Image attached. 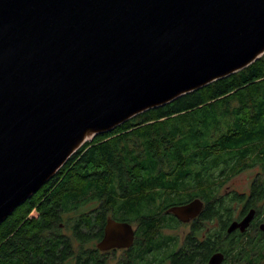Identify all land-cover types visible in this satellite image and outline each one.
I'll return each instance as SVG.
<instances>
[{"label": "water", "instance_id": "1", "mask_svg": "<svg viewBox=\"0 0 264 264\" xmlns=\"http://www.w3.org/2000/svg\"><path fill=\"white\" fill-rule=\"evenodd\" d=\"M263 56L264 0H0V224L94 137ZM134 233L108 217L96 247L129 249Z\"/></svg>", "mask_w": 264, "mask_h": 264}, {"label": "trees", "instance_id": "2", "mask_svg": "<svg viewBox=\"0 0 264 264\" xmlns=\"http://www.w3.org/2000/svg\"><path fill=\"white\" fill-rule=\"evenodd\" d=\"M246 159L261 166L257 200L263 206L264 56L228 78L85 143L0 224V264H33L35 259L56 264L67 258L74 264H105L96 251L84 249L82 254L81 248L73 250V243L83 245L94 235L97 238L109 214L120 222L138 224L139 253L133 264H143L150 254L156 260L160 248L170 241L160 229L176 225L165 211L194 198L205 201L207 219L218 226L213 233L226 242L200 246L189 236L185 253L174 264H192L217 251L225 256L223 264H264L262 235L250 245L222 233L234 214L230 202L237 198L218 196L217 180L225 172L233 176ZM212 170L219 171L217 177ZM32 211L38 219L29 217ZM62 212L78 216L73 238L51 233Z\"/></svg>", "mask_w": 264, "mask_h": 264}, {"label": "flooded vegetation", "instance_id": "3", "mask_svg": "<svg viewBox=\"0 0 264 264\" xmlns=\"http://www.w3.org/2000/svg\"><path fill=\"white\" fill-rule=\"evenodd\" d=\"M249 159H246L243 161L244 167H246V163L248 162ZM254 164H259L258 162H254ZM253 164V165H254ZM249 166V165H248ZM243 167V168H244ZM242 169V167L240 169H238V171H240ZM236 172V170H235ZM238 174V173H237ZM236 173L234 175H237ZM233 175V176H234ZM259 178H260V173L258 175H256L254 178L252 177V179L249 180V183L247 184V189L244 191H239L236 189H232L231 193H226L224 194L222 197H226V199H235L237 198V201H231L230 202V209L234 211V214L231 216V218L229 219L228 224L225 226L224 228V233L225 236H233L234 240L240 242L241 244H255V238L257 235H262L264 237V203L263 206H261V202L259 201V199L257 200V195H258V188L260 187V182H259ZM245 187V188H246ZM195 199V198H194ZM203 202V209L200 212V214L195 217L194 219H192L190 222L188 223H181L180 221H178L172 214H167L165 211V215H167L168 217H171L174 221H176V224L180 225V224H187L189 225V232L188 234L185 236V238L183 239L182 244L178 245V242L176 239H171L170 241H167L168 246H162L160 248V254L157 255V259L153 260L154 256H152V260H150L149 258L147 259V256H144L143 260V264H174L175 259L180 257L179 255H182V253H185L184 250L185 249V243L187 242V238L189 236H192V238H194L195 244L203 246V245H211L213 243V241L216 243H220L223 244L225 243V238L223 237H218L216 234L213 233V231L215 230V228H217V224L215 225V227L213 226L214 224L212 223V219H207L208 213H207V207L205 206V203L203 200H201ZM184 205V204H183ZM263 207V209H262ZM261 208V210H260ZM250 211H254V215L252 220L250 221L248 227L241 232L240 230L236 229L235 231H233L232 233H227V229L229 227V225L233 222H241L246 215L250 212ZM34 212V213H33ZM66 215H73L71 212L67 213V212H62L59 215V219L61 221H58L56 223L57 228L51 232L53 233L54 236H59V237H64V238H73L74 235V230H73V226H74V219H72V217L69 219V217H67ZM30 218L33 219H38V215L36 213V211H32L29 214ZM108 218V217H107ZM111 218V217H110ZM66 219V221L68 220V222H63ZM114 220V219H113ZM206 224L208 226H206ZM97 228H95V232L99 231L98 228L99 226H95ZM104 227V226H103ZM133 227V226H132ZM68 229L70 231V235H67L65 231V229ZM173 228H168V229H174ZM134 229V228H133ZM134 242L133 245L129 248V249H112L110 251L107 252H101L97 249V244L101 241L102 236H103V229H102V233L99 234L97 236V238H89L86 241V244H76L74 249H79L81 248L82 254L84 253V249H88V250H92V251H96L98 256H102L105 260V264L107 263V257L108 254L110 253H115L116 251H124V263H129V264H133V258L138 259L137 258V254L139 253V248L138 245L136 246L137 243V236H136V228L134 229ZM73 242H75V239H73ZM93 245L91 248H86V246L88 245ZM78 247V248H76ZM143 247L141 245V250H140V254L142 253ZM190 252V251H189ZM126 253V254H125ZM213 253L210 252L209 254H207V258L206 257H198L195 261L193 260L192 264H208V260L211 257ZM199 256V255H198ZM60 257V256H58ZM225 257V256H224ZM69 259L70 261L72 260V258H67L63 261H61L60 263V259H58V262L56 264H68L69 263ZM127 259V262H126ZM122 261V260H120ZM148 261V262H147ZM224 263V262H223ZM222 263V264H223ZM33 264H42V262L36 261V259L34 260ZM72 264H74V260H72Z\"/></svg>", "mask_w": 264, "mask_h": 264}, {"label": "rangeland", "instance_id": "4", "mask_svg": "<svg viewBox=\"0 0 264 264\" xmlns=\"http://www.w3.org/2000/svg\"><path fill=\"white\" fill-rule=\"evenodd\" d=\"M257 149H260V146L257 147ZM240 164L243 165V162ZM246 167H242V169L238 172H235L237 175L232 176V174L229 176V173H224L225 176H223L220 180H217V184L219 183V189H218V196H223L226 193H231L232 189H236L239 191H244L247 189V184L249 183V180L252 179V177L254 178L256 175H258L259 173H261V166L260 164H254V162L251 161V159L248 160V162L246 163ZM254 164V165H253ZM249 165V166H248ZM219 173V171H213L212 170V174L217 177V174ZM223 182V183H222ZM246 187V188H245ZM205 202V201H204ZM34 213V212H33ZM67 217H69V219L72 217V219H76V215H66ZM111 215H107V217H110ZM68 219V220H69ZM115 220L117 221H121V218H117L114 217ZM68 220L66 221V219L63 221L68 222ZM70 221V220H69ZM137 223L132 224L133 228L137 229ZM216 224H214L213 226L215 227ZM206 226H208L206 224ZM67 233V235H70V231L66 228L65 231ZM189 232V225L187 224H176L174 229H168V228H161L160 229V235L164 238H169L170 240L172 239H176L178 242V245L182 244L183 239L185 238V236L188 234ZM75 248V244L73 245ZM93 245H88L86 246V248H91ZM124 257V251H116L115 253H110L108 254L107 257V263L106 264H123L120 260H122V258ZM148 258L150 260H152V256L151 254L148 256Z\"/></svg>", "mask_w": 264, "mask_h": 264}]
</instances>
